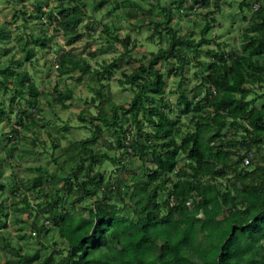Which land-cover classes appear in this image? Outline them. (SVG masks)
Returning <instances> with one entry per match:
<instances>
[{
	"label": "trees",
	"instance_id": "16d2710c",
	"mask_svg": "<svg viewBox=\"0 0 264 264\" xmlns=\"http://www.w3.org/2000/svg\"><path fill=\"white\" fill-rule=\"evenodd\" d=\"M108 2L92 0L96 9L104 8ZM136 10L151 13L141 8ZM83 16L80 0H61L51 18L56 24L55 30L71 43L79 40L77 28ZM165 19L169 22L168 18ZM162 24H156V30ZM207 30L208 25H204L202 36ZM169 33L170 50L179 61L177 69L181 74L187 59L177 47L186 45L196 49V45L209 41L203 37L195 44ZM22 51L23 61L29 62L32 50L22 48ZM167 52L159 49L151 54L147 63L124 75L122 85L128 84L136 89L127 108L113 102L107 103L108 108L104 106V101H108V86L103 80L111 77L112 70L117 67L115 62L97 72L81 56L63 52L57 58L55 65L60 76L77 71L80 76L95 73L96 77L95 96L89 101L93 105L96 103V115H90L88 110H81L78 115L83 122L82 114H89L88 122L94 125V130L90 138L75 144L73 149L64 150L66 168L62 167V170L69 176L63 179V189L66 194L71 191L75 199L103 192L87 210V216L60 212L58 207L62 196L58 192L54 193L55 200L35 209V215L42 218L40 229L56 231L67 244L59 264H189L188 256L192 253L201 264H264V104L260 109L249 110L247 101L250 86L257 84L264 88V2L253 4L243 30L241 54H236L227 63L223 52H210L212 63L205 77V94L197 100L180 94L181 114L190 115V130L183 124L172 122L164 111L147 108L143 103L146 95L160 96L163 93L165 81L155 65L160 59L165 60ZM0 77L2 90L13 87L16 95L27 96V107L39 106V93L28 72L17 74L10 67L0 68ZM9 79H12L11 83ZM70 98V91L59 92L54 100L61 108H66L65 102ZM4 113L1 107L0 115ZM139 114H148L144 122L152 126L150 135L142 134L141 123L137 120ZM127 116L138 132L140 158L145 162L146 153L143 152L149 150L151 167L148 175L136 176L125 213L112 203L113 199L124 201L125 194L119 181L107 187L104 177L93 173L94 167L110 160L109 156L88 147L96 145L103 129L108 128L117 135L116 148L134 154L133 147L124 146L126 135L120 138L119 122L122 118L129 119ZM228 126L242 130L239 140H232L223 133ZM63 129L68 132L70 127L66 124ZM35 145L15 150L17 158L34 155ZM13 151L11 148L7 153L11 155ZM248 151L252 155L249 164L244 165L243 159ZM34 170L42 172L39 168ZM81 173L82 180L79 178ZM227 174H231L239 186L230 185L233 194L214 184L216 179ZM43 177L40 174L30 182L33 188H39L40 193L43 191L40 189ZM73 181L75 185H71ZM4 189L0 183V192ZM11 194L13 199L21 195L25 207H30L22 186L16 187ZM161 194L164 195L162 202L159 200ZM227 207H230L227 214L221 216L222 208ZM55 254L46 256L40 264H53Z\"/></svg>",
	"mask_w": 264,
	"mask_h": 264
},
{
	"label": "rangeland",
	"instance_id": "374dc122",
	"mask_svg": "<svg viewBox=\"0 0 264 264\" xmlns=\"http://www.w3.org/2000/svg\"><path fill=\"white\" fill-rule=\"evenodd\" d=\"M174 1L109 0L104 8L96 9L92 0H80L84 16L77 28L79 40L70 43L55 30L56 24L51 18L56 14L61 0H0V68L10 67L17 74L28 72L39 93V106L31 108L25 104L26 95L20 97L13 87L4 91L0 86V108L5 111L4 115H0V183L5 187L0 192V264H40L52 253H57L53 264H59L65 255L67 244L58 237L56 231L40 229L42 218L35 215V209L55 200L54 193L58 192L62 196L58 207L60 212L87 216V210L102 197L103 192L98 191L94 196L75 199L73 193L69 191L66 194L62 186L63 179L69 176L62 170L66 160L64 150L68 147L73 149L75 144L90 138L94 130V125L88 122L89 114H82L83 122L78 115L81 110H88L90 115H96L97 107L96 103H89L95 96V73L80 76L75 71L67 76L58 75L55 62L61 53L69 52L86 58L91 68L97 72H102L105 65L115 62L117 67L112 70L111 77L103 80V84L108 86V101H104V106L108 108L107 103L113 102L127 108L136 89L128 84L122 85L124 75L131 74L140 64L147 63L151 54L159 49L168 50L165 60L160 59L155 65L165 81L163 93L160 96L148 94L143 98V103L147 108L164 111L172 122L183 124L190 130V115L181 114L183 105L180 94L190 100H197L205 94V77L212 63L210 52H223L227 63L236 54H241L243 30L251 16L253 4L264 2ZM137 8L151 13L143 14ZM36 9L41 11L37 12ZM161 23L164 24L156 30L155 25ZM204 25H208V30L202 36ZM169 32L176 38L191 40L195 44L203 37L209 41L208 44L196 45V49L186 45L177 47L187 59L181 74L177 69L179 61L170 50ZM38 43L43 44V47ZM22 48L32 50L29 62L23 61ZM8 81L11 83L12 79ZM67 91L71 92V98L65 102L66 108H61L54 98L57 93ZM247 101L249 110L260 109L264 104V88L257 84L250 86ZM24 107H27L25 112ZM36 110H40V113ZM108 115L110 116L109 113ZM146 116L148 114H139L137 120L141 123L142 134L147 136L153 129L144 122ZM127 118L129 119L125 121L122 118L119 122L120 138L126 135L124 146L133 147L134 154L116 148L117 135L108 128L103 129L96 145L88 147L94 152L109 156L110 160L94 167L93 173L101 174L107 187L119 181L123 187L122 193L125 194L124 201L113 199L112 203L125 213L128 211L126 204H129L136 176L148 175L151 167L150 151L146 149L143 152L147 158L144 162L139 154L137 129L130 117ZM66 124L70 127L68 132L63 131ZM223 133L232 140H239L243 134L242 130L232 126H228ZM34 143V155L17 158L15 150L31 148ZM262 146L264 149V142ZM11 148L14 151L9 155L7 151ZM262 154L264 156V151ZM37 168L42 172L34 170ZM40 174L44 176L40 188L42 193L39 188L30 185L33 178ZM79 178L82 180L83 173ZM214 184L231 194L234 192L230 185L239 187L231 174L216 179ZM71 185H75V181ZM20 186L26 193L29 208L25 207L21 195L17 199L12 197L11 192ZM159 200H164L163 194ZM229 208H222L221 216L226 215ZM201 217L200 214L199 218ZM192 254L188 256L189 264H201Z\"/></svg>",
	"mask_w": 264,
	"mask_h": 264
},
{
	"label": "built area",
	"instance_id": "2783aa9c",
	"mask_svg": "<svg viewBox=\"0 0 264 264\" xmlns=\"http://www.w3.org/2000/svg\"><path fill=\"white\" fill-rule=\"evenodd\" d=\"M255 8H256V5H255ZM244 126H247L246 124H243ZM251 152L248 151V153L244 156V159H243V163L244 165H248L249 164V158L251 157Z\"/></svg>",
	"mask_w": 264,
	"mask_h": 264
}]
</instances>
